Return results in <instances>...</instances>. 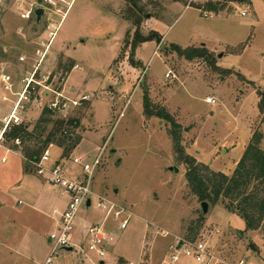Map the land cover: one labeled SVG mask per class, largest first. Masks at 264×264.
Instances as JSON below:
<instances>
[{"label": "rangeland", "instance_id": "1", "mask_svg": "<svg viewBox=\"0 0 264 264\" xmlns=\"http://www.w3.org/2000/svg\"><path fill=\"white\" fill-rule=\"evenodd\" d=\"M55 2L58 12L46 0H0V75L11 86L6 91L0 82V120L11 113L23 79L49 77L40 103L65 106L53 120H76L67 137L77 142L67 154L48 144V166L59 161L69 178L82 179V165L96 163L92 192L128 218L126 229L117 231L118 223L106 217L113 244L102 261L196 264L181 255L177 262L170 258L176 253L171 246L189 241L202 243L220 264H264V218L257 229H247L221 199L207 203L203 214L173 143L177 137L195 165L228 178L253 139L264 151V0H141L148 15L140 33L161 41L135 47L136 28L123 19L124 0ZM207 98L215 104H206ZM41 109L26 105L21 118L29 131ZM35 140L25 146L39 148ZM30 161L21 144L1 140L0 264H44L55 229L51 213L67 203ZM92 201L74 222L71 235L79 240L105 216ZM85 251L98 264L95 251ZM83 258L84 251L74 248L50 264Z\"/></svg>", "mask_w": 264, "mask_h": 264}, {"label": "built area", "instance_id": "2", "mask_svg": "<svg viewBox=\"0 0 264 264\" xmlns=\"http://www.w3.org/2000/svg\"><path fill=\"white\" fill-rule=\"evenodd\" d=\"M46 3L55 8L58 12L55 0H46ZM240 16L245 17L246 11H242ZM77 67L78 66L75 65L73 69H77ZM168 75L169 74H167V76ZM48 79V76H42L41 79H35L34 73L30 78L22 80L23 90L21 93L15 94L18 98L14 101L11 113L4 116L0 120V142L3 140L4 134L12 127L22 124L23 120L21 115L24 113L26 105L31 102H33L37 109L42 108L41 110H44L47 108L48 110H57L58 112H62V109L65 106L59 105L56 100L51 102L47 101L44 105L40 103V96H38L39 91L40 88L46 90L49 89L46 84ZM9 81L10 78L8 76L3 74L0 75V82L4 83V89L6 91L11 89ZM82 99H86V97H83ZM205 103L214 105L215 100L213 98H207ZM73 105H76V103L73 102ZM13 143L19 145L20 139L15 138ZM50 157V151L45 149L38 158L30 161L36 175L44 178L45 182L49 185L52 191L59 192L67 197V203L65 204L64 209L61 211L54 209L51 213V217L55 221V229L48 238L50 254L44 264H50L53 256L71 246V233L73 231L77 215L83 207L88 209L93 205V198L96 199L95 207L105 212L106 217H110L111 222L116 224L118 223L116 227L117 231L125 230L128 225V218H122L125 214L123 208L92 192L90 182L93 178L96 163L83 164L82 170L85 174L84 177L82 179H74L68 177V170L63 163L56 161L53 165L48 166L51 161ZM72 163L80 165L81 161L74 158ZM87 202H89V205H87ZM112 242L113 238L110 232L105 228V225L100 224L90 228L87 238V249L94 250L100 260H103L105 257L106 250L113 244ZM171 249L176 252L175 255L170 257L172 262H177L179 255H181L185 258H192L196 264H220L219 260L213 256L211 251L208 250L202 243L191 244V242L181 241L175 246H171ZM244 262L245 261L242 260L239 264H244Z\"/></svg>", "mask_w": 264, "mask_h": 264}, {"label": "trees", "instance_id": "3", "mask_svg": "<svg viewBox=\"0 0 264 264\" xmlns=\"http://www.w3.org/2000/svg\"><path fill=\"white\" fill-rule=\"evenodd\" d=\"M124 1L126 6L123 19L136 28L133 46L149 41L159 43L160 36L149 33L146 37L140 33V25L148 15L146 6L140 2L141 0ZM174 49L180 52L177 46H174ZM55 114V110L45 108L33 130L29 131L23 124L14 126L4 134L5 141L13 142L15 138H19L24 157L28 160L38 158L47 149L48 144L54 142L63 146L67 154L77 142L67 137V129L75 127L77 121L60 118L53 120ZM47 125H51V130L46 128ZM47 131V136L43 140L41 137ZM34 138L39 148L35 146L30 150L25 144ZM173 141L175 150L180 154V161L186 167L187 181L198 200L211 205L217 204L220 199L226 201L225 207L230 211H236L245 222L247 229H257L264 218V151L259 148L258 140L253 139L250 142L229 178L222 174L217 176L210 174L206 168L195 165L190 157L184 156L180 151L178 138H173ZM252 183H255V186H252Z\"/></svg>", "mask_w": 264, "mask_h": 264}, {"label": "crops", "instance_id": "4", "mask_svg": "<svg viewBox=\"0 0 264 264\" xmlns=\"http://www.w3.org/2000/svg\"><path fill=\"white\" fill-rule=\"evenodd\" d=\"M98 224L99 225L100 224H103V225H108L109 224L108 219L106 218V215L103 216V218L101 219V222L95 223V224L87 227V229L85 230V233H84V237L83 238L81 237L80 240H79V237H73V236H71V246H70V248L72 250L71 251H65V250H63V252L70 253V252L73 251L74 248H76L79 251H84V258H83V260H81L80 263L79 262H76L75 264H96L93 254L90 251H85V250H88L87 249V238H88L89 230H90V228L92 226H95V225H98ZM47 242H48V240H47ZM98 264H105V262L102 261V260H99L98 261Z\"/></svg>", "mask_w": 264, "mask_h": 264}, {"label": "water", "instance_id": "5", "mask_svg": "<svg viewBox=\"0 0 264 264\" xmlns=\"http://www.w3.org/2000/svg\"><path fill=\"white\" fill-rule=\"evenodd\" d=\"M34 14H35V16H36V19L39 20L40 17H41V15L43 14V10H42L41 8H38V9H36V10L34 11ZM169 170H171V168H170ZM175 171H177V169H175ZM87 205H89V202H87ZM200 206H201L202 213H203V214H206V212H207V210H208V204L205 203V202H202V203L200 204ZM64 250H65V251H71L72 249L69 247V248H66V249H64Z\"/></svg>", "mask_w": 264, "mask_h": 264}]
</instances>
